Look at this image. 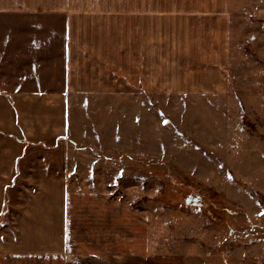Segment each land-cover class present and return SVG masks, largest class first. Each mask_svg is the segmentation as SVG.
<instances>
[{"label": "rangeland", "instance_id": "1", "mask_svg": "<svg viewBox=\"0 0 264 264\" xmlns=\"http://www.w3.org/2000/svg\"><path fill=\"white\" fill-rule=\"evenodd\" d=\"M127 6L0 0V86L74 89L68 135L34 148L30 176L5 195L0 264H97L111 255L146 264H264V15L230 20L225 88L199 92L189 90L185 58L200 36L177 19L141 25ZM146 44L155 63L150 91L130 74L131 55ZM31 49L34 60L19 55ZM40 63L50 64L52 80L18 83L10 73ZM46 176L66 187L63 253L17 243L22 196L14 192L20 187L25 197L24 188Z\"/></svg>", "mask_w": 264, "mask_h": 264}, {"label": "crops", "instance_id": "2", "mask_svg": "<svg viewBox=\"0 0 264 264\" xmlns=\"http://www.w3.org/2000/svg\"><path fill=\"white\" fill-rule=\"evenodd\" d=\"M125 11H129L131 19L137 20L141 25H148V21L156 17L177 19L178 25L185 28L186 33L200 36V41L190 45L194 53L185 58L186 75L192 78L189 90L222 92L225 83L221 69L228 49L230 20H234L237 12L247 13L249 16L264 15V0H129V7ZM29 45L35 47L36 43L30 42ZM70 45L65 46L66 60L61 74L66 83L72 82L73 74V62L68 53ZM148 48L146 44L139 57L132 54L130 63L132 80L141 82L146 91L152 89L151 82L155 72L153 55H149ZM32 51L31 49L29 54L22 51L19 55L26 60H34L37 57L32 55ZM83 56L86 57L85 54ZM43 64L29 65L31 69L10 73L18 83H33L43 75L50 81V77L54 75L50 70L51 66ZM45 66L46 68H42ZM195 79L199 85L193 83ZM73 91L71 86H66L63 90L6 89L0 86V213L5 195L16 187V180L30 173L26 169L30 161L29 153L38 147H54L68 135V99L73 98ZM24 189L27 191L25 197L20 187L14 192L22 196L18 208H14L19 212L16 220L18 246L27 252H65L67 215L64 181L46 176L34 182V186ZM12 219L14 220V216ZM74 262L91 264L76 260ZM94 262L146 264L141 257L124 255L106 256Z\"/></svg>", "mask_w": 264, "mask_h": 264}]
</instances>
